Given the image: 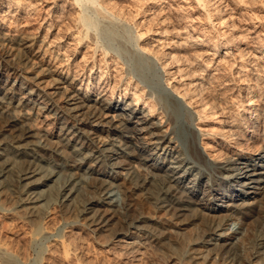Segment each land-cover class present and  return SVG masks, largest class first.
<instances>
[{
    "label": "rangeland",
    "instance_id": "rangeland-1",
    "mask_svg": "<svg viewBox=\"0 0 264 264\" xmlns=\"http://www.w3.org/2000/svg\"><path fill=\"white\" fill-rule=\"evenodd\" d=\"M73 2L0 0L3 83L22 84L26 91L41 94L45 91L63 110L68 86L66 82L56 84L52 77L67 75L69 80H74L73 87L100 101L93 111L101 112L104 105L118 100L124 107L140 95L136 107L145 113L155 111V121L164 118L159 113L162 108L150 109V106L160 99L163 106L166 104L173 111L178 135L184 140L190 119L181 106L184 99L172 91L177 87L192 98L191 109L201 111L204 117L197 115L194 120L195 128L202 134L200 141L208 147L204 150L200 146L206 156L216 154L224 159L233 150L254 154L261 148L264 144V0H98L101 5L91 0ZM80 13H87L85 20L89 19L80 22ZM140 32L144 34L137 40ZM83 33L88 36L81 38ZM26 40L30 46L24 52L21 43ZM43 67L49 70V75L35 81V75ZM66 86L65 90L60 88ZM169 91L181 104L169 100ZM248 95L253 96L254 103L247 106L244 103ZM49 97L47 101L52 102ZM212 111H216L215 115ZM256 113L260 121L255 122L257 126L248 127V119L246 123L242 119L254 118ZM47 114L38 115L32 126L36 132L56 141L59 123ZM240 122L241 127L237 125ZM166 124L162 130L170 129L174 122ZM231 130H237L233 138ZM98 131L99 138H108L105 132ZM110 136L126 140L117 134ZM153 139L148 133L142 137L147 143ZM233 139L236 143L232 142L234 147H231ZM127 151L114 161L124 162L126 168L132 166L133 175L138 178L155 172L143 162L130 161L132 157ZM8 179L0 188V200L5 204L11 198H18L17 182L13 176ZM187 183L188 179L183 185ZM199 187L202 193L208 187L207 180H201ZM63 208L49 207L42 219L47 233L34 236V220L24 219L20 210L0 207V264H194L193 256L195 261L205 260V264L206 261L219 263L220 259L211 257L207 248L191 244L194 239H200V219L183 223L171 213L148 208L136 200L131 213L142 216L145 224L157 229L164 241L163 246L153 243L144 255L137 257L119 246L103 244L81 219L76 222L70 208ZM251 209H244L245 213L225 210L238 215L236 228L243 230L244 239H249L254 228L264 232L258 207ZM244 239L242 243L247 242ZM242 250V264H263L264 260L259 259L263 253L255 258L249 249Z\"/></svg>",
    "mask_w": 264,
    "mask_h": 264
},
{
    "label": "bare ground",
    "instance_id": "bare-ground-1",
    "mask_svg": "<svg viewBox=\"0 0 264 264\" xmlns=\"http://www.w3.org/2000/svg\"><path fill=\"white\" fill-rule=\"evenodd\" d=\"M91 1L100 4L98 0ZM86 14L80 13V22L89 19L86 17L85 20ZM142 34L144 33L140 32L139 36H135L136 39L141 38ZM87 36L83 33L81 38ZM27 42L21 43L23 51L30 46ZM1 73L2 71L0 75ZM37 73L34 80L41 81L44 76L49 75V70L43 67ZM52 80L56 84L67 83L69 92L64 111L43 90V94L26 91L22 84L3 83L0 80V188L9 176H13L19 188L15 189L18 198H11L9 204L0 200V207L8 211L20 210L24 219L34 220V236L47 233L48 229L43 226L42 219L49 207L59 205L70 208L76 222L81 219L103 244L109 247L119 246L121 250L141 257L153 243L164 245L157 229L149 226L150 224L146 225L142 216L131 213L135 209L136 200H141L144 206L171 213L172 216L181 218L183 223L200 219V239L192 240L191 244L207 248L212 253L211 257L220 259L218 264H242L243 247L249 249L255 258L264 254V232L254 228L253 234L245 240L243 230L236 228L239 224L236 220L238 215L225 212L229 209H234L233 213L236 210L244 212L257 206L263 222L261 226L264 227V186L260 187L264 183V144L254 154L233 150L224 159H219L216 154L213 157L206 156L200 146L204 150L208 147L200 141L202 134L195 128L194 120L197 115L199 118L204 117L201 111L194 112L191 109L194 103L192 98L177 90V87L173 90L172 87L171 90L181 100L184 99L185 104L181 106L190 119L188 134H185L184 140L178 135L176 118L173 111H169L170 106L164 103L163 106L157 97L150 109L161 107L162 111L159 113L164 115L166 122L163 121L164 118L155 121V111L145 113V110L136 107L140 95L133 102L126 101L124 107L118 100L109 102L102 107L101 112H96L93 109L97 108L100 101L88 94V87L86 94L81 93L79 88L73 87L74 80H69L63 74L52 77ZM67 86L60 88L65 90ZM173 93H169V100L181 104L182 101H178ZM47 97L52 102L47 101ZM253 103V96L248 95L244 104L248 106ZM44 112L59 123L55 142L44 133L36 132L32 126L38 115H43ZM215 113L216 111H212V115ZM256 114L254 118L246 116V119H242L245 123L248 119V127L257 126L255 122L260 121V115ZM241 122L237 123L240 127ZM166 123H170L171 128L162 130ZM98 130L105 132L108 138H99ZM236 131L230 132L232 138ZM144 133L154 137V141H143ZM111 134H117L119 138L125 137L126 140L114 139ZM230 141L231 147H234L232 142L236 140ZM166 142L168 143L165 145ZM126 151L132 157L130 161L143 162L155 172L138 178L133 175L132 166L126 168L124 162L114 161ZM123 168L128 169L126 173L120 171ZM162 177L163 182H160ZM186 179L188 183L183 185ZM203 179L207 180L208 187L202 189L201 193L199 182ZM199 193L202 195L199 196ZM207 200L210 202L206 203ZM226 228L229 232L224 231ZM207 237L211 239L207 240ZM243 239L247 242L242 243ZM263 258L259 259L264 260ZM192 259L194 264H205V260L195 261L194 256Z\"/></svg>",
    "mask_w": 264,
    "mask_h": 264
}]
</instances>
